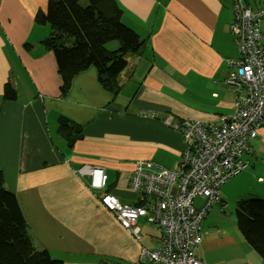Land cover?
<instances>
[{
	"label": "crops",
	"instance_id": "1",
	"mask_svg": "<svg viewBox=\"0 0 264 264\" xmlns=\"http://www.w3.org/2000/svg\"><path fill=\"white\" fill-rule=\"evenodd\" d=\"M116 1L122 21L145 44L141 54L128 57L119 75L122 90L110 101L92 67L74 76L65 97L59 95L54 55L40 45L49 27L34 21L47 0H0V94L7 81L16 92L13 101L0 98L6 105L0 115V171L34 245L64 264H147L138 259L139 249L154 248L160 237L142 218L141 237L127 233L102 206V193L87 185L88 177L78 176L80 166L101 168L107 192L135 204L140 200L130 186L135 161L174 168L183 148L180 133L153 115L218 124L222 115L235 112V93L224 83L227 60L239 56L229 31L232 0ZM245 2L264 6V0ZM260 23L264 33V16ZM59 115L81 126L73 147L59 143L65 142L56 131ZM242 160L245 168L221 186L219 202L202 220L197 256L206 264H264L224 220L238 200L264 199V128Z\"/></svg>",
	"mask_w": 264,
	"mask_h": 264
},
{
	"label": "built area",
	"instance_id": "2",
	"mask_svg": "<svg viewBox=\"0 0 264 264\" xmlns=\"http://www.w3.org/2000/svg\"><path fill=\"white\" fill-rule=\"evenodd\" d=\"M264 7L252 8L245 0H232L229 31L239 56L227 60L224 83L235 93V112L222 115L218 124L194 118L175 119L171 113L153 115L177 130L182 137L180 159L174 168L150 160H136L130 186L140 202H121L104 192L107 175L99 167L82 165L80 178L99 190L100 202L136 239L143 234L138 224L160 230L157 246L141 247L138 259L147 264H206L197 256L201 224L210 206L219 202V190L245 168L242 156L259 128H264V33L260 22ZM202 199L196 206L194 200Z\"/></svg>",
	"mask_w": 264,
	"mask_h": 264
},
{
	"label": "trees",
	"instance_id": "3",
	"mask_svg": "<svg viewBox=\"0 0 264 264\" xmlns=\"http://www.w3.org/2000/svg\"><path fill=\"white\" fill-rule=\"evenodd\" d=\"M121 17L122 8L116 0H86L85 4L81 0H47L46 9L35 13L36 23L49 26V33L40 40V45L54 55L61 78V97L67 95L74 76L90 67L95 69L100 87L110 94V101L120 93L123 83L119 75L128 65V57L141 54L145 44V37ZM112 40L118 46L109 50L106 44ZM2 96L8 101L16 98L9 81L4 84ZM56 125L68 148L82 136L81 126L64 115L57 117ZM234 215L238 231L264 260V199L238 200ZM0 264H64L45 248L34 245L17 198L5 188L1 171Z\"/></svg>",
	"mask_w": 264,
	"mask_h": 264
},
{
	"label": "rangeland",
	"instance_id": "4",
	"mask_svg": "<svg viewBox=\"0 0 264 264\" xmlns=\"http://www.w3.org/2000/svg\"><path fill=\"white\" fill-rule=\"evenodd\" d=\"M81 3L82 4H85L86 3V0H81ZM264 7V6H263ZM260 25H261V23H260ZM47 27H49V26H47ZM117 46H118V42L117 41H115V40H112V41H109L107 44H106V47L109 49V50H112V49H115V48H117ZM138 75H135V77H137ZM10 79H11V77H10ZM3 96H2V94H0V98L1 99H3L2 98ZM4 101L5 102H10V101H8V100H5L4 99ZM5 109H6V105L5 104H0V115H3L4 113H5ZM58 139V138H57ZM56 139V140H57ZM59 139H61V138H59ZM60 142V144L64 147V148H66V146H67V144H65V142L63 141V140H59ZM88 180V179H87ZM216 204V203H215ZM233 207H234V205H233ZM235 208V207H234ZM234 208L232 209V212L234 213ZM233 213H230V211H227L226 213H225V216H224V220H226V226H231L232 224H234L235 225V228H236V230L238 231V229H237V227H236V218H235V215L233 214ZM248 258H250V257H248ZM254 263L256 262V260L255 261H253Z\"/></svg>",
	"mask_w": 264,
	"mask_h": 264
},
{
	"label": "clouds",
	"instance_id": "5",
	"mask_svg": "<svg viewBox=\"0 0 264 264\" xmlns=\"http://www.w3.org/2000/svg\"><path fill=\"white\" fill-rule=\"evenodd\" d=\"M88 181V180H87Z\"/></svg>",
	"mask_w": 264,
	"mask_h": 264
}]
</instances>
